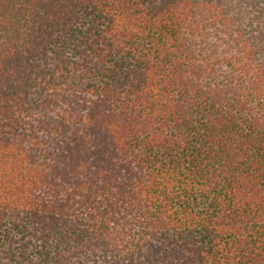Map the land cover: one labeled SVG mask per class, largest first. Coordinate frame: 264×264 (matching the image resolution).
Instances as JSON below:
<instances>
[{"label": "trees", "instance_id": "16d2710c", "mask_svg": "<svg viewBox=\"0 0 264 264\" xmlns=\"http://www.w3.org/2000/svg\"><path fill=\"white\" fill-rule=\"evenodd\" d=\"M0 264H264V0H0Z\"/></svg>", "mask_w": 264, "mask_h": 264}]
</instances>
